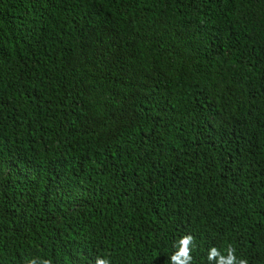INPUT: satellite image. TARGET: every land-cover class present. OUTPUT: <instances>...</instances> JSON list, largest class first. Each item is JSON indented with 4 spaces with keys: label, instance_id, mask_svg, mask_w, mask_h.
Segmentation results:
<instances>
[{
    "label": "trees",
    "instance_id": "1",
    "mask_svg": "<svg viewBox=\"0 0 264 264\" xmlns=\"http://www.w3.org/2000/svg\"><path fill=\"white\" fill-rule=\"evenodd\" d=\"M264 264V0H0V264Z\"/></svg>",
    "mask_w": 264,
    "mask_h": 264
},
{
    "label": "clouds",
    "instance_id": "2",
    "mask_svg": "<svg viewBox=\"0 0 264 264\" xmlns=\"http://www.w3.org/2000/svg\"><path fill=\"white\" fill-rule=\"evenodd\" d=\"M176 249L169 257V264H193L192 251L195 247V238L192 235H184L173 245ZM207 260L209 264H248L244 258H238L235 248L229 244L224 251L216 247L208 250ZM28 264H52L51 260L31 259ZM95 264H111L110 259L97 257Z\"/></svg>",
    "mask_w": 264,
    "mask_h": 264
}]
</instances>
